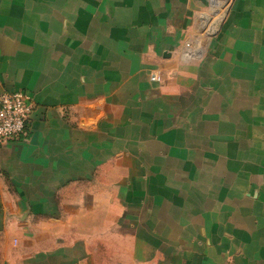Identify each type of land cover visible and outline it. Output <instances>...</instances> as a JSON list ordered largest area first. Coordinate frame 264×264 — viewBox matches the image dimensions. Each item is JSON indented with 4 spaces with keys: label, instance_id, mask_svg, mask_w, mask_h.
Instances as JSON below:
<instances>
[{
    "label": "crops",
    "instance_id": "obj_1",
    "mask_svg": "<svg viewBox=\"0 0 264 264\" xmlns=\"http://www.w3.org/2000/svg\"><path fill=\"white\" fill-rule=\"evenodd\" d=\"M0 0V264H264V0ZM152 74L160 82L150 81Z\"/></svg>",
    "mask_w": 264,
    "mask_h": 264
},
{
    "label": "built area",
    "instance_id": "obj_2",
    "mask_svg": "<svg viewBox=\"0 0 264 264\" xmlns=\"http://www.w3.org/2000/svg\"><path fill=\"white\" fill-rule=\"evenodd\" d=\"M150 81L160 82L158 74H152ZM34 104L32 97L20 90H0V146L27 136L29 116Z\"/></svg>",
    "mask_w": 264,
    "mask_h": 264
},
{
    "label": "water",
    "instance_id": "obj_3",
    "mask_svg": "<svg viewBox=\"0 0 264 264\" xmlns=\"http://www.w3.org/2000/svg\"><path fill=\"white\" fill-rule=\"evenodd\" d=\"M222 1L226 4V7L223 9V11L218 16H216L214 19H212L210 16L202 17V20L209 22L205 30V35L207 37H214L218 34L224 22L225 17L229 13L230 0H222Z\"/></svg>",
    "mask_w": 264,
    "mask_h": 264
},
{
    "label": "rangeland",
    "instance_id": "obj_4",
    "mask_svg": "<svg viewBox=\"0 0 264 264\" xmlns=\"http://www.w3.org/2000/svg\"><path fill=\"white\" fill-rule=\"evenodd\" d=\"M150 79V78H149Z\"/></svg>",
    "mask_w": 264,
    "mask_h": 264
}]
</instances>
